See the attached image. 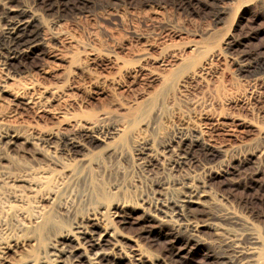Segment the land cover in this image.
Instances as JSON below:
<instances>
[{
	"label": "rangeland",
	"instance_id": "374dc122",
	"mask_svg": "<svg viewBox=\"0 0 264 264\" xmlns=\"http://www.w3.org/2000/svg\"><path fill=\"white\" fill-rule=\"evenodd\" d=\"M9 1L36 14L45 39L8 68L0 54V264H90L98 246L76 249L77 262L48 259L77 220L107 228L99 264H227L231 232L255 238L251 264H263L264 0ZM242 60L263 66L245 72ZM17 88L34 100L13 99ZM86 121L101 123L99 138L60 149ZM187 131L209 147L173 169L167 145ZM187 182L209 192L210 207L190 205L195 237L148 207Z\"/></svg>",
	"mask_w": 264,
	"mask_h": 264
},
{
	"label": "bare ground",
	"instance_id": "6f19581e",
	"mask_svg": "<svg viewBox=\"0 0 264 264\" xmlns=\"http://www.w3.org/2000/svg\"><path fill=\"white\" fill-rule=\"evenodd\" d=\"M10 2L11 1H9V0L3 1V6H2V9L0 10V54H2V56L5 57L4 61L2 62L3 65H4V66L2 65L3 66L2 69L10 67V65L13 64L14 60L22 58L25 55L26 52L35 49L39 44H42L43 40L45 39L44 36H43V31H42V29H41V27L39 25V21H38V18L36 16V14L31 13L29 8L27 6H25V5L14 6ZM44 4H46V3L44 2ZM259 63H258V61H245V60H242L240 62L241 70L245 71V72H249V71L257 72L263 66L262 64H259ZM200 67H202V66H200ZM182 81H184V80H182ZM47 87L48 86H46V88L44 90H42V91L50 93V91H52V90L47 89ZM26 89H29V88H26ZM26 89L25 90H18V88H17V90L14 89L12 91H9L10 92L9 94L15 100L19 99V98H25V99H27V102L28 101L31 102V101L34 100V97L33 96H29L30 93H27ZM2 90L6 91L7 89L4 88ZM42 91H40V92H42ZM53 91L51 93H55ZM39 94H41V93H39ZM47 96H48V94H47ZM37 99L39 100V98H36L35 101ZM45 102H48V100L45 101ZM49 102H51V101H49ZM45 105H47V103ZM98 122L99 121H92V122L86 121V122H84V124H82L81 127H80V129L84 133H82L81 131H79L80 132L79 133L77 130H75L74 132H71V133L70 132L69 133H64V135L61 136V138H59V140H58L60 149H62L64 151H67L68 153H71V152L73 153V152H75L74 150L76 149V147L81 144L82 140L88 139L90 137L99 138V134L101 132H103V130H102V127L100 128V124L101 123L100 122L98 123ZM116 129L117 128H115V130ZM112 130H114V129H112ZM116 131L118 132V129ZM113 133H114V131H110V134H113ZM104 134L107 136V133L104 132L103 135ZM200 135H201L200 133H199V135H193L192 132L188 133V131H187V133H183L181 136L178 135V137L179 136L180 137L178 138V140L175 139L174 144L167 145L168 147L169 146H171V147L174 146L173 147V151L175 152V156L176 157L174 156L175 159H174L173 163L170 164L173 169H177V170L181 169V168L185 169V167L191 168L190 166H192V165H194L195 163L198 162L199 156L201 155L200 154L201 151L198 149L199 148L198 146H201L203 151H205V149H207L209 147V146H207V144H205L206 140H205V142L201 141L202 140V137H201L202 135L201 136ZM4 137L7 138V140L10 141V143L14 142V139H15V135L14 134L7 135V133H6V134H4ZM51 137L52 136L47 137L48 140H46V141L51 140ZM47 143H49V142H47ZM56 146H58V145H56ZM54 148H55V146H54ZM174 152H173V154H174ZM183 178H184V176H183ZM159 181L160 180H158V182ZM179 184H176V185H179ZM188 184L189 185H187V188H188L187 191L183 192L185 189L182 191V193H180L181 192L180 191L179 192L180 195L178 197L174 196V194H173L172 197L171 196L170 197L166 196V198L164 197V199H160L159 196H157L159 200L154 198L155 200L153 202H150V203L148 202L149 203L148 207L150 208V206H151V210H152L151 213H152L153 216H155V217L158 216L157 218L159 220L164 221L165 223L167 222V223L171 224L172 227L174 228V230L175 229L176 230H184V231H187L191 236L195 237V236H199V232H200L199 228L201 227L202 224L200 222H198L197 220H195L196 219L195 217H193L195 214H192L193 210L191 209L190 205L196 203V204L204 206L205 204H207L210 207V205L208 203H206V201H207L206 199L207 198H205V197L209 196L208 195L209 192L208 193L206 192V189L203 187L204 185L202 187L200 185L197 186L196 182L194 183V185H192L190 183H188ZM177 187H179V186H177ZM183 188H184V186H183ZM179 189H180V187H179ZM207 205H205V206H207ZM113 214H115V211L112 212V215ZM212 214H214L215 216H217V217H219L221 219H222V217L223 218L230 217L231 219H233V217H234L233 215L231 216L228 213H226V215L220 213V215H219V214L213 212ZM193 218H195V219H193ZM47 221H48L47 219L40 220L39 223L42 226H46L47 225ZM78 221L79 220H77L76 224L73 223L74 224L73 229H70L67 232L63 233V234H60V235L56 236L55 242L52 245L53 246L52 247L53 250L50 251L49 256H48V259L50 257V262L51 263H54V262H63V263H65V262H67L66 260H73L74 258H75L74 260L76 262L79 261L78 256H75L76 255V251L75 250L79 249V248H84L85 245L86 246H91V247L98 246L99 249H100V251L98 250L97 252H95V255H96L95 258H91V260L89 258L90 264H99L100 258L102 259V257H107L108 254H111V252L109 253L108 252L109 250L106 251L105 247H104V245L107 244L106 239H105V235L108 234L107 228H105V232L99 234L94 229L95 226L98 225V223H96V222H91V223H87L86 222L85 223L83 221H80V222H78ZM204 224H206L207 226L212 228V231L215 232L216 234L221 235L222 226L218 222H215V221L211 222V221L208 220V222L205 221ZM227 232H228V230L224 231L225 234H227ZM242 236L243 235H241L239 237V236H237V235H235L234 233L231 232V233H228V235H225V237L222 238V242L220 243V245H221L220 249L222 251H221L220 254H221V257L225 259L227 264H251V262L253 263V259L254 258L252 257V255L255 254L254 252H255V250L257 248L256 246H254L256 244V240H255V238L251 237L249 239L250 241L249 240L246 241L247 239L246 240L242 239L243 238ZM59 238H64V239L70 240V241L71 240H74V241L76 240L77 246H75L73 249L66 248L63 245L61 246L60 243H59V241H60ZM101 255H103V256L101 257Z\"/></svg>",
	"mask_w": 264,
	"mask_h": 264
}]
</instances>
